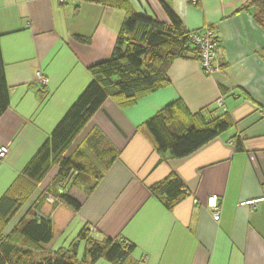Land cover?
<instances>
[{
	"label": "crops",
	"instance_id": "obj_1",
	"mask_svg": "<svg viewBox=\"0 0 264 264\" xmlns=\"http://www.w3.org/2000/svg\"><path fill=\"white\" fill-rule=\"evenodd\" d=\"M161 1L186 30L214 31L219 72L207 76L197 59L178 58L168 68L170 83L134 105L121 109L105 100L70 151L97 129L119 150L118 158L88 193L78 187L73 196L68 192L80 202L78 210L54 205L48 197L38 202L54 173L13 223L39 206L37 215L52 224L45 252L67 247L91 227L97 240L133 244V264H264V199L253 208L239 205L264 197V28L253 19L257 10L240 11L246 0ZM127 3L139 14L168 21L160 0ZM125 16V9L78 0H0V51L9 93L0 116V146L8 145L0 158V198L88 84V67L109 57ZM38 72L46 85L39 84ZM176 100L191 113L204 109L207 117L226 110L233 126L185 157L161 155L145 122ZM236 138L242 150L235 149ZM171 174L181 180L185 195L167 209L149 188ZM210 195L219 199L217 222L205 205ZM84 248L81 241L79 259Z\"/></svg>",
	"mask_w": 264,
	"mask_h": 264
},
{
	"label": "trees",
	"instance_id": "obj_2",
	"mask_svg": "<svg viewBox=\"0 0 264 264\" xmlns=\"http://www.w3.org/2000/svg\"><path fill=\"white\" fill-rule=\"evenodd\" d=\"M78 1L122 8L126 16L110 56L88 67L91 76L88 84L1 196L0 264H94L100 259L110 264H133V244L123 239L97 240L86 227L67 247L43 251L42 246L52 239V224L48 216L37 215L39 206L27 211L11 229L7 228L52 168L56 169L55 174L42 190L38 202L43 203L52 196L54 205L61 203L73 211L78 210L80 202L68 194L66 187L77 186L88 193L119 155V150L97 129H92L76 149L68 151L91 117L107 99L125 109L143 96L167 86L170 83L168 68L175 59L199 60V49L190 31L161 0L167 22L135 12L127 0ZM250 7L257 10L253 15L255 23L264 28V0H246L240 11ZM80 39L86 41V38ZM8 106V86L0 51V116ZM204 111L191 113L182 101L176 100L148 118L145 127L157 152L174 158L185 157L233 126L226 110L221 109L210 117ZM233 143L236 150H242L238 138ZM149 191L167 209L185 195L181 180L173 174L151 186ZM81 241L85 242V248L79 259L77 252Z\"/></svg>",
	"mask_w": 264,
	"mask_h": 264
},
{
	"label": "built area",
	"instance_id": "obj_3",
	"mask_svg": "<svg viewBox=\"0 0 264 264\" xmlns=\"http://www.w3.org/2000/svg\"><path fill=\"white\" fill-rule=\"evenodd\" d=\"M65 2L66 0H60ZM190 2H196L197 0H189ZM190 37L193 40L194 44L198 46L199 49V63L202 72L207 76H212L219 72L221 68V63L216 57V48L217 40L214 31L205 27L200 31H190ZM37 79L39 84L46 85L48 79L41 73H37ZM219 106L222 105V100L219 99L216 102ZM231 142V140H230ZM232 143V142H231ZM8 153V145L0 146V158H3ZM264 197L259 198L258 200H242L239 202L240 206H248L253 208L257 201L263 200ZM195 201V200H194ZM205 205L209 210L212 219L218 221L220 218V203L217 195H210L207 197Z\"/></svg>",
	"mask_w": 264,
	"mask_h": 264
},
{
	"label": "rangeland",
	"instance_id": "obj_4",
	"mask_svg": "<svg viewBox=\"0 0 264 264\" xmlns=\"http://www.w3.org/2000/svg\"><path fill=\"white\" fill-rule=\"evenodd\" d=\"M110 56V55H109ZM216 57H217V53H216ZM101 61H103V60H101ZM98 62H100V61H97V62H95V63H98ZM95 63H93V64H95ZM219 99H221V97L220 98H218L217 99V101L219 100ZM216 101V102H217ZM85 132H86V127L85 128H83L80 132H79V134L76 136V139L74 140V142L72 143V146L69 148V150L68 151H70V149L80 140V138L83 136V134H85ZM88 154V153H87ZM55 173V168H52L51 170H50V172L48 173V175L42 180V182H41V184L43 183H46L47 181H49V178H50V176H52L53 174ZM82 184H84L85 185V183H82ZM80 185V187L81 186H83V185ZM40 187V186H39ZM73 187H76L77 188V186H72L71 188H67L68 189V192L70 191V193H71V195L73 196L74 195V193H72V189H75V188H73ZM81 189V188H80ZM36 190V189H35ZM37 190H39V189H37ZM63 190H65V189H63ZM76 190H73V192H75ZM85 192H86V190H85ZM69 194V193H68ZM52 197V196H51ZM29 199H30V197L28 198V200H27V202L25 203V204H28V202H29ZM25 206H27V205H25ZM14 226V223H13V220L10 222V225H9V227L7 228V230H9V229H11L12 227ZM89 230V232L90 233H92L93 232V228H89L88 229ZM34 257V256H33ZM36 257V256H35ZM34 257V258H35Z\"/></svg>",
	"mask_w": 264,
	"mask_h": 264
},
{
	"label": "clouds",
	"instance_id": "obj_5",
	"mask_svg": "<svg viewBox=\"0 0 264 264\" xmlns=\"http://www.w3.org/2000/svg\"><path fill=\"white\" fill-rule=\"evenodd\" d=\"M48 198L50 199V201H53V197H51V196H48Z\"/></svg>",
	"mask_w": 264,
	"mask_h": 264
}]
</instances>
